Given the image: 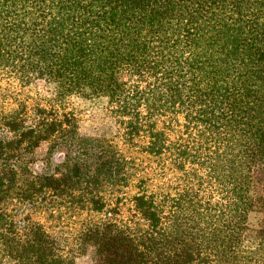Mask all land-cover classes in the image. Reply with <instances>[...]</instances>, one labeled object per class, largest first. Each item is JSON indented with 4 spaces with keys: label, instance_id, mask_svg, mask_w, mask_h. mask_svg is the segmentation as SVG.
Instances as JSON below:
<instances>
[{
    "label": "trees",
    "instance_id": "16d2710c",
    "mask_svg": "<svg viewBox=\"0 0 264 264\" xmlns=\"http://www.w3.org/2000/svg\"><path fill=\"white\" fill-rule=\"evenodd\" d=\"M0 73L54 86L0 110V264H264V0H0ZM75 95L120 140L81 134Z\"/></svg>",
    "mask_w": 264,
    "mask_h": 264
},
{
    "label": "rangeland",
    "instance_id": "374dc122",
    "mask_svg": "<svg viewBox=\"0 0 264 264\" xmlns=\"http://www.w3.org/2000/svg\"><path fill=\"white\" fill-rule=\"evenodd\" d=\"M54 92L53 84H50L44 80H36L35 82L25 85L19 80L9 77L0 73V110L3 111H16L21 110L23 106L27 108V114L34 116V110L37 105L50 106L52 103ZM67 111H71L77 118L79 132L83 135L105 137L113 140H120L119 125L116 119L110 114L108 109V99L106 97H93L86 98L81 96H71L62 105ZM121 145L124 148V153L132 157L138 163L151 164V160L145 157L144 153L135 149V147L129 145ZM48 153V143H43L36 152L37 157L41 160ZM59 156H55V160H58ZM59 161V160H58ZM262 181L258 183V189L261 194L264 195V175H260ZM122 196V214L124 216L130 215L129 206L131 205L129 200L125 199L129 194H133L136 190L134 185L124 186L118 189ZM264 204L258 210H255L250 215V225L252 231L259 225L264 218ZM84 216L77 217L75 220H82ZM43 220H46L43 217ZM56 221L54 219L49 220L47 224L54 225ZM79 224V222H78ZM96 257V251L93 247H90L86 254H83L77 258V264H93Z\"/></svg>",
    "mask_w": 264,
    "mask_h": 264
}]
</instances>
